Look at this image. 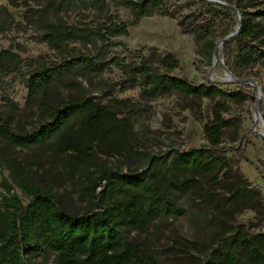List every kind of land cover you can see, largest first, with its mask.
Here are the masks:
<instances>
[{
  "label": "trees",
  "instance_id": "16d2710c",
  "mask_svg": "<svg viewBox=\"0 0 264 264\" xmlns=\"http://www.w3.org/2000/svg\"><path fill=\"white\" fill-rule=\"evenodd\" d=\"M28 1L19 4L8 0V3L14 8L25 6L29 11ZM169 1L142 0L141 3L126 2L125 5L135 21L154 15L177 20L182 34L200 44L201 53L209 63L216 53V43L230 34L227 31L220 35L216 21L220 15L236 18L231 8L235 9L240 16V30L231 40L236 48L232 63L241 71H251L247 77L257 78L252 70L264 66V28L261 24L264 9L249 17L241 10V3L245 0H215L221 4L197 0L193 8L185 6L174 11ZM67 4L63 2L61 5ZM0 11L8 16L6 9L0 8ZM1 22L8 25L6 19ZM125 29V25L116 28L104 24L98 28V36L104 40L124 33ZM2 31L0 26V35ZM71 36L76 35L48 24L47 33L42 37L53 50H60ZM231 41L224 43V51ZM105 45L103 43L102 47H107ZM155 58L162 72L141 55V62L131 65L118 58L110 59L108 64H97V59L89 57L49 63L29 74L26 79L28 96L32 99L39 92L63 82L75 68L102 71L112 65L123 76L118 85L121 93L139 90L145 102L173 94L196 101L198 118L204 122L202 114H207L203 136L208 146L173 152L162 160L167 159L165 164L171 175L194 172L208 177L215 186V191L201 188L203 196L216 209V215L207 218L203 228L213 245H217L216 248L211 246V260H221L223 264H264V233L254 234L246 224L237 220L229 225L220 221L222 209L227 211V216L253 210L258 217L264 218L260 191L252 189L240 170L231 167L223 148L226 131H232V142L239 140L243 122L230 118L229 113L233 106H244L250 101L251 94L245 91L248 87L226 91L213 85L196 86L184 78L170 75L179 67L172 55L155 54ZM19 63L20 56L11 50L0 53V71L13 73ZM225 66L237 80L243 78L232 64L226 62ZM85 93L81 90L79 97L46 108L48 120L31 133L17 135L7 126L0 125V139L13 147L29 149L52 143L55 156L69 172L82 177L81 196L91 208L85 215H71L46 187L36 183L33 171L6 159L3 165L20 197L12 194L13 187L4 183L7 195L0 200V264H31L35 257H40L45 264L51 257H54V264H135L141 257L138 249L129 244V233H144L153 220L167 213L168 192L173 182L168 180L167 171L162 175L159 173L161 158L153 159L139 152L131 143L130 121L119 118L108 106ZM203 101L207 102L204 108ZM116 147L128 157L147 161L146 174H121L103 163L94 164L96 150L115 151ZM90 167H94L93 173ZM184 185L189 187L191 184L185 182Z\"/></svg>",
  "mask_w": 264,
  "mask_h": 264
},
{
  "label": "rangeland",
  "instance_id": "374dc122",
  "mask_svg": "<svg viewBox=\"0 0 264 264\" xmlns=\"http://www.w3.org/2000/svg\"><path fill=\"white\" fill-rule=\"evenodd\" d=\"M15 1L19 4L23 2ZM63 2L68 4L61 5ZM126 2L141 3L142 0H30L29 11L25 6L14 8L8 0H0V8L6 9L8 15L5 17L0 11V26L3 30L0 35V53L11 50L21 59V63L16 66L17 71L9 74L5 70L0 71V125L7 126L17 135L31 133L48 120L46 108L75 99L84 90L88 97L108 106L119 118L130 121L132 145L153 159L161 158L159 173L162 175L167 171L168 180L173 182L168 192L167 213L153 220L144 233L131 231L128 235L129 244L138 249L141 257L135 264H223L221 260H211V246L216 248L217 245H213L203 229L207 218L216 215V209L203 196L201 188L215 191L214 184L208 177L198 176L194 172L171 175L165 164L167 159L162 160L173 152H187L208 146L203 136L207 114H202L204 122L198 118L196 101L173 94L168 98L145 102L139 90L121 93L118 85L123 76L112 65L102 71L75 68L63 82L39 92L32 99L28 96L26 79L29 74L49 63H61L78 57L95 58L97 64H108L110 59L118 58L126 65H131L140 63L141 55L162 72L155 54H170L179 63V67L170 72L171 76L184 78L196 86L213 85L226 91L248 87L245 91L251 94L250 101L244 106H233L229 113L230 118L243 122L239 140L232 142L233 134L228 130L223 148L231 167L240 170L252 189L260 191L264 202V138L261 136L264 133L263 126L261 130L254 117L257 108L264 124V66L252 70L257 78L247 77L251 71H241L237 64L232 63L236 48L234 41H231L220 57L224 66L218 63L213 68L215 52L209 63L201 53L200 44L182 34L177 20L154 15L135 21ZM196 2L169 1L174 11L185 6L193 8ZM262 9L264 0H245L241 3V10L249 17ZM183 10L187 12V9ZM4 19L8 25H3L1 21ZM216 22V30L220 35L227 31L231 34L237 27L235 22L238 19L220 15ZM48 24H55L59 29L76 36H71L60 50H53L42 37L47 33ZM104 24L116 28L125 25L126 31L103 40L98 36V28ZM261 24L264 28V21ZM103 43L107 47H102ZM226 62L242 75L239 81L252 80L255 88L228 83L225 76ZM259 90L262 94L260 101L256 96ZM206 105L207 102L203 101V108ZM6 159L33 171L36 183L46 187L71 215L82 216L91 211L81 196L84 185L82 177L69 172L55 156L52 143L23 149L0 139V200L7 195L5 182L13 187L11 193L20 197V192L9 178V171L3 165ZM93 162L103 163L127 175H145L148 170L147 161L128 157L118 147L115 151L96 150ZM94 171V167H90V172ZM185 182L191 185L188 187L184 185ZM220 213L223 215L221 222L229 225L237 220L246 224L254 234L264 233V218L258 217L253 210L234 216H227L225 209ZM30 263L45 264L40 257H35ZM47 264H54V257Z\"/></svg>",
  "mask_w": 264,
  "mask_h": 264
},
{
  "label": "water",
  "instance_id": "95a60500",
  "mask_svg": "<svg viewBox=\"0 0 264 264\" xmlns=\"http://www.w3.org/2000/svg\"><path fill=\"white\" fill-rule=\"evenodd\" d=\"M202 1H206V2L211 3V4H221V3H219V2H217V1H215V0H202ZM231 10L234 12V14L237 16V19H238L237 29H236L233 33L229 34L226 38H224V39L222 40L223 43H226V42H229V41L235 39V38L238 36V34H239V30H240V16L238 15V12H237L235 9L231 8ZM220 64L223 65V62H222L221 60H220ZM223 66H224V65H223ZM225 74H226L227 77L231 78L232 81H233V82H236L237 84L247 85V86H250V87L255 88V85H254V83H253L252 80L239 81V80H237V79H236V78H235V77H234V76H233V75H232V74H231L226 68H225ZM256 96H257V99H258L259 96H262L260 90L257 91ZM256 109H257V108H255V110H256ZM256 114L259 116L258 111L256 112ZM262 124H263V123H262ZM263 133H264V124H263ZM261 136H262V135H261Z\"/></svg>",
  "mask_w": 264,
  "mask_h": 264
},
{
  "label": "bare ground",
  "instance_id": "6f19581e",
  "mask_svg": "<svg viewBox=\"0 0 264 264\" xmlns=\"http://www.w3.org/2000/svg\"><path fill=\"white\" fill-rule=\"evenodd\" d=\"M223 46H224V43L222 41H220L216 47V53H215V56H214V61H213V68L215 65H217L218 63L220 64V57H221V54H222V50H223ZM226 76V74H225ZM226 79L228 80V83H236V82H233L231 78L227 77L226 76ZM260 98L261 96L258 97V101H260ZM258 111L259 113V110L256 109L254 111V117H255V122L258 124V127L262 130V121H261V117L260 115L258 116L256 114V112ZM262 137L264 138V136L262 135Z\"/></svg>",
  "mask_w": 264,
  "mask_h": 264
}]
</instances>
